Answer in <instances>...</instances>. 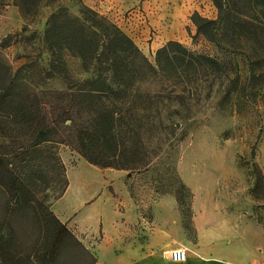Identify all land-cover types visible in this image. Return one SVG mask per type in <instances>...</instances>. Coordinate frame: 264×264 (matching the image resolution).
<instances>
[{"label":"trees","instance_id":"1","mask_svg":"<svg viewBox=\"0 0 264 264\" xmlns=\"http://www.w3.org/2000/svg\"><path fill=\"white\" fill-rule=\"evenodd\" d=\"M15 3L25 13L37 0ZM212 4L215 19L198 13L190 17L196 34L219 44V32H229L222 40L233 50L246 48L249 79H255L264 68V0ZM49 22L45 34L52 43L45 44L51 57L46 68L23 63L13 70L0 55V264H95V254L51 209L69 185L56 146L75 150L100 169L147 171L166 132L157 108L165 89L156 77L166 72V77L194 83L208 70L223 67L214 57L188 50L176 40L158 47L151 63L132 39L97 15L77 24ZM67 29L76 32L71 38L77 41L82 70L91 72L75 82L67 77L60 56L71 48L64 36ZM55 73L64 88L43 87ZM252 165L255 195L260 184L264 188V176L255 161ZM55 181L60 182L57 195L51 201L46 195L41 198ZM179 190L186 191L191 203L193 194L181 181ZM173 196L182 206L183 197L178 192Z\"/></svg>","mask_w":264,"mask_h":264},{"label":"rangeland","instance_id":"2","mask_svg":"<svg viewBox=\"0 0 264 264\" xmlns=\"http://www.w3.org/2000/svg\"><path fill=\"white\" fill-rule=\"evenodd\" d=\"M194 13L210 19L217 16L212 0H37L25 13L15 0H0V55L13 70L23 63L46 68L51 57L45 44L52 43L51 36L47 38L45 34L48 21L71 20L77 24L87 16L91 19L97 15L132 39L151 63L158 47L173 40L188 50L217 59L222 69L208 70L194 83L166 77V72L156 77L165 89L157 107L161 123L166 126L160 136L161 149L147 171L130 174L121 170V177L144 219L151 217V203L157 197L177 192L183 197L179 209L187 235L183 243L187 259L181 264L196 260L201 262L196 264H264V188L260 184L257 194L251 193L257 181L254 161L264 176V68L250 80L243 52L246 48H228L222 38L229 32H219V44L197 35L190 19ZM75 33L73 29L66 30L64 36L71 48L60 55L71 82L91 75L82 70L81 57L75 49L77 41L71 38ZM30 74L37 80L36 71ZM55 75L43 87L63 89L64 84ZM56 148L68 179V171L78 167L81 156L65 145ZM86 165V169L81 168L84 181L101 185L100 168ZM180 181L192 194L197 192L202 204V225L209 235L205 261L193 245L196 235L190 220V202L186 191L179 190ZM59 187L60 182L55 181L40 197L46 195L51 201ZM69 199L70 195L63 203ZM69 230L76 232L72 225ZM229 238L233 243L226 254L225 240ZM162 251L157 256L170 264Z\"/></svg>","mask_w":264,"mask_h":264},{"label":"crops","instance_id":"3","mask_svg":"<svg viewBox=\"0 0 264 264\" xmlns=\"http://www.w3.org/2000/svg\"><path fill=\"white\" fill-rule=\"evenodd\" d=\"M77 161L78 167L67 173L69 185L64 198L60 197L52 210L68 228L72 225L77 238L95 254V264H164L157 254L187 241L180 209L172 194L157 197L151 203V217L144 219L127 191L121 170L101 168L103 182L94 185L82 178L81 168L86 169L88 162L81 157ZM193 194L190 203V220L196 235L193 245L205 261L209 235L202 225V204L197 192ZM69 195L70 199L63 203ZM225 242L227 254L233 242L231 238ZM197 261L201 263L196 260L192 264Z\"/></svg>","mask_w":264,"mask_h":264},{"label":"built area","instance_id":"4","mask_svg":"<svg viewBox=\"0 0 264 264\" xmlns=\"http://www.w3.org/2000/svg\"><path fill=\"white\" fill-rule=\"evenodd\" d=\"M162 257L165 261H168L172 264H180L187 258L186 247L181 245L178 247L165 249L162 251Z\"/></svg>","mask_w":264,"mask_h":264}]
</instances>
